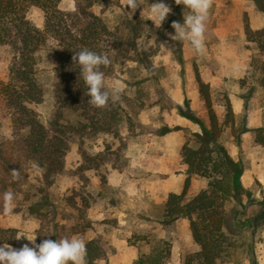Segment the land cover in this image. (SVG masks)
I'll list each match as a JSON object with an SVG mask.
<instances>
[{
  "label": "rangeland",
  "instance_id": "obj_1",
  "mask_svg": "<svg viewBox=\"0 0 264 264\" xmlns=\"http://www.w3.org/2000/svg\"><path fill=\"white\" fill-rule=\"evenodd\" d=\"M153 2L156 0H144V8L141 5L132 14L121 0H106L102 6L91 9L104 18L111 31L125 32V20H140L143 35L150 37L149 42L156 49L152 62L161 69L158 79L127 59L113 61L111 69L104 73L106 82L119 79L125 85L124 95L133 97L144 108L131 126L124 122L116 133L72 135L63 170L51 184L44 181L35 163L22 165L20 190L11 187L6 190L16 197L12 215H4L2 197L6 191L0 193V226L15 227L19 232L34 229V233L28 234L36 235V243L72 236L86 243L94 240L100 257L87 260L88 264H143L156 249L162 252L164 264H198L195 253L201 246L193 238L189 218L178 216L166 221L163 215L168 195L182 192L188 177L187 168L182 169L181 165L186 135L202 132L200 122L210 127L209 111L196 75L208 85L211 107L220 123L226 114V98L229 99L234 120L219 140L241 162L243 185L251 190L254 199H264V149L254 141L251 130L254 127L237 134L239 124L244 123L247 103L250 107L247 124L248 119L262 115V89L257 73L264 62V49L247 37L244 22L247 19L253 30L264 28V11L253 0H214L205 32L206 51L197 58L187 41H174L170 35L175 34L171 25L177 21L173 19L174 7L181 8V23L188 9L177 5L175 0H160L171 12L157 28L148 19L149 5ZM250 2L254 5H249ZM59 8L75 12L77 5L75 0H61ZM26 15L43 28L44 12L39 7L30 6ZM54 47L59 46L51 38L36 53L43 99L31 106L45 125L51 123L56 111L54 85L60 47ZM11 60L10 45L0 44L1 82L8 80ZM245 95H249L247 102ZM78 120L77 113L64 111V122ZM12 133L11 114L0 97V146L12 139ZM81 147L89 155L101 154L103 161L97 168L79 170L83 162ZM1 164L0 160V168ZM206 186V179L190 176L187 192L192 196ZM243 201H247L245 197ZM84 202L89 207L85 208ZM237 207L233 202L227 204L228 211ZM259 208L257 204H248L246 214L241 217L245 219ZM236 222H229L228 234L233 245L228 257L217 264H264V222L254 231L250 227L239 229ZM56 223L58 226L54 228ZM59 224H64L66 230H61ZM24 244L32 246L24 237L16 239L12 246L19 249Z\"/></svg>",
  "mask_w": 264,
  "mask_h": 264
},
{
  "label": "trees",
  "instance_id": "obj_2",
  "mask_svg": "<svg viewBox=\"0 0 264 264\" xmlns=\"http://www.w3.org/2000/svg\"><path fill=\"white\" fill-rule=\"evenodd\" d=\"M105 1L75 0L77 10L70 12L59 8L61 0H0V44L10 45L12 50L8 80L0 81V97L11 114L13 130L12 139L0 146V160L3 163L0 168V193L10 187L15 191L20 190L21 179L13 180L12 170L20 174V168L27 162L35 163L41 169L44 181L51 184L63 170L72 135L116 133L124 122L131 126L144 108L142 103L138 104L133 97L124 94L115 106L109 104L102 109L92 107L88 103L90 97L85 95L86 87L80 78L79 68L72 61L73 51L87 48L107 54L111 64L119 59L135 61L147 74L159 78L161 69L152 62L156 49L149 42L150 37L143 35L139 28L140 20H125V32L119 29L111 31L104 18L91 10L95 5L102 6ZM253 2L259 10L264 11V0ZM30 6H37L44 12L43 28L27 18ZM180 10L179 6L174 7L173 12V19L179 22L182 21ZM244 30L250 40L258 42L259 47L264 49V42L261 41L264 28L253 30L246 19ZM51 38L60 47L54 85L56 111L51 123L45 125L31 104L43 99V89L37 78L36 53L46 47ZM111 64L101 66L100 71L107 73ZM257 78L262 89V125L251 130L254 141L264 146V62L259 67ZM196 81L209 111L210 127L200 122L202 132L186 135L181 157L187 165L188 177L182 192L168 195L163 215L166 221L178 216L189 218L193 238L201 246V250L195 253L198 264H217L225 261L233 245L228 234L231 229L229 222L236 220L239 229L250 227L254 231L264 222V199H254L251 190L243 185L241 176L244 168L241 162L234 159L219 140L223 130L234 120L229 99L226 98V114L220 123L211 107L208 85L201 82L198 75ZM248 97L245 95L246 102ZM249 109L247 103L244 123L239 124L237 134L250 130L246 123ZM66 110L77 113L79 120L76 123L64 122L63 113ZM81 152V171L97 168L103 161L101 154L92 156L83 149ZM190 176L207 181V186L192 196L187 192ZM244 197L246 202L243 201ZM229 202L238 205L237 209L228 211ZM84 204L85 208L89 207L87 202ZM248 204H257L260 208L243 219L241 216L246 214ZM57 226L58 223L54 224V228ZM59 227L66 230L64 224H59ZM18 233L19 229L15 227L0 226V245L14 244ZM86 248L90 262L100 257L94 240H89ZM161 257L162 252L156 249L146 261L143 260V264H164Z\"/></svg>",
  "mask_w": 264,
  "mask_h": 264
},
{
  "label": "clouds",
  "instance_id": "obj_3",
  "mask_svg": "<svg viewBox=\"0 0 264 264\" xmlns=\"http://www.w3.org/2000/svg\"><path fill=\"white\" fill-rule=\"evenodd\" d=\"M124 8L132 12L143 5L144 0H121ZM177 5L188 9L183 13V22L173 21L172 28L175 34L171 35L174 41H187L197 58L205 54V32L210 11L214 0H175ZM143 12V10H142ZM141 12V13H142ZM171 12L165 3L156 0L150 3L148 19L152 20L157 28ZM59 48V47H54ZM72 61L79 68L80 78L83 80L86 92L90 97L88 103L94 108H107L109 104L117 105L125 92V85L119 80L106 82L105 74L100 71L101 66L108 67L111 59L107 54H100L87 48L73 51ZM135 167V163H133ZM13 180L19 178V171L12 170ZM15 195L6 191L2 197V210L4 215H12L15 209ZM34 229L20 231L15 237L17 240L24 237L32 246L24 244L21 248H14L8 243L0 246V264H88L87 248L84 239L78 236L63 237L60 239H44L36 243V235L28 232Z\"/></svg>",
  "mask_w": 264,
  "mask_h": 264
},
{
  "label": "crops",
  "instance_id": "obj_4",
  "mask_svg": "<svg viewBox=\"0 0 264 264\" xmlns=\"http://www.w3.org/2000/svg\"><path fill=\"white\" fill-rule=\"evenodd\" d=\"M249 5H254L252 2L249 3ZM261 108V107H260ZM262 109V108H261ZM254 121V122H253ZM248 127H259L262 125V115L260 114L258 117H256L254 120L253 119H248ZM262 146V145H261ZM262 148L264 149V146H262ZM182 169H186L187 165L185 163H182ZM182 180H184V178L182 177Z\"/></svg>",
  "mask_w": 264,
  "mask_h": 264
}]
</instances>
